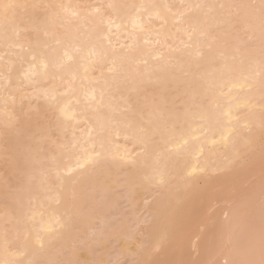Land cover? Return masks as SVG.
I'll return each instance as SVG.
<instances>
[{
    "label": "snow or ice",
    "instance_id": "obj_1",
    "mask_svg": "<svg viewBox=\"0 0 264 264\" xmlns=\"http://www.w3.org/2000/svg\"><path fill=\"white\" fill-rule=\"evenodd\" d=\"M26 7L0 0V133L17 145L22 171L11 190L14 207L4 215L24 225L14 253L21 259L0 264H71L59 259L61 244L85 211L98 218L94 240L104 241L111 230L124 241L116 259L98 264H264V106L259 136L251 124L243 125V133L222 134L221 142H212L222 151L211 168L202 169L204 175L196 169L178 173L172 163L219 123V106L206 105L196 90L203 77L192 72L191 61L183 62L191 55L189 45H176L175 35L183 32L191 40L198 33L210 51L213 45L222 49L216 59L223 73L231 72L237 59L246 62L249 75L259 77L264 103V0L179 5L113 0L85 6L89 16L114 17L109 28L115 23L127 31L131 24V42L120 47L111 40L105 44L99 31H82L76 24L80 5H32L53 9L59 23L40 26L33 20L22 30L18 10ZM241 29L247 36L243 53L233 45ZM79 67L107 68V73L90 81L82 95L73 93L75 101L42 86L75 79ZM175 70L186 77L191 73L185 105L169 108L166 91L144 94L146 84L163 86ZM33 97L43 103L33 107ZM116 125L130 130L140 147L135 156L113 151ZM205 147L201 143V152ZM220 178L227 180L215 183ZM124 200L131 214L108 221ZM221 203L227 209L222 219ZM193 252L203 258H191Z\"/></svg>",
    "mask_w": 264,
    "mask_h": 264
},
{
    "label": "bare ground",
    "instance_id": "obj_2",
    "mask_svg": "<svg viewBox=\"0 0 264 264\" xmlns=\"http://www.w3.org/2000/svg\"><path fill=\"white\" fill-rule=\"evenodd\" d=\"M7 2V0H6ZM13 3L20 5H27L29 7L20 8L18 10V23L21 29L25 27L31 28L32 21L34 20L36 25L42 26L47 23L51 25L55 21L52 15L53 9H45L39 7L33 9L32 5H55V4H71L80 5L81 18L76 21V24L80 26L83 32L91 33L93 31H99V34L106 37L105 44L111 40L116 47H120L121 44L130 43L129 32H131V24H128V29L125 31L123 28L118 30L115 23L109 28V20L114 17L105 16L103 19L99 17L89 16L90 9H87V5H99L113 2V0H11ZM114 2H135V3H175L179 4H196V3H228L231 0H114ZM175 11V9L173 10ZM199 14H194V19ZM120 23V21H116ZM4 21L0 19V31ZM159 27V24L156 25ZM177 27H180L177 25ZM172 33L176 34V27L171 29ZM34 34V33H33ZM95 38V37H94ZM181 41L189 45L188 51L191 52L190 56H185L184 63L189 61L192 63V72H195L198 76L203 78L199 80L196 90L201 99L204 100L206 105L218 107L219 123L215 124L208 132L206 140L193 144L187 154L181 156L178 160H174L173 166L178 173H182L183 170L196 169L197 175H204L202 169L209 167L217 161L219 152L222 149L213 147V141L221 142L222 134H227L230 129H235L239 133L244 132L243 125H253L256 135L259 136V123L262 118L261 109L264 103L261 101V85L258 76H250L249 68L246 62H241L240 59L235 61V67L229 73H223L220 71L221 63L217 62L220 51L222 49L213 45L212 50L208 48V41L199 36L198 33H193L191 40L188 35L180 32L175 35V44L181 45ZM247 36L241 29L239 34L233 37V45L238 46L240 52L246 51L245 42ZM21 42L26 43L27 38L21 36ZM171 44L172 41L169 40ZM143 44V40H141ZM2 41H0V47H2ZM197 50L202 51V57L197 58L195 53ZM179 55V54H177ZM232 63L231 61H229ZM142 67V66H141ZM198 68V71H197ZM107 73V68H84L79 67L75 79L71 77L61 80L59 78L55 80H49L43 83L45 88L58 89V95L68 94L69 98L75 101V96L82 95V89H90V81L98 79L101 72ZM258 71V69H257ZM191 73L186 77L183 72L179 70L173 71L168 77L166 84L157 87L153 84H146L143 92L146 95H152L156 93L159 95L161 91H166L165 97L169 108H180L189 101V95H186L188 89L186 87V80L190 79ZM246 77H248L246 81ZM31 91V90H29ZM75 93V96L72 94ZM119 97H116L113 102H118ZM24 106L27 107L29 101L24 100ZM37 103L42 104L43 100H37L35 97L31 99L33 107ZM21 101L17 97L16 108L19 111ZM75 123V121L71 122ZM83 127V125H81ZM72 129L69 127V136H71ZM79 135V129L76 130ZM199 135V134H198ZM201 143H205L207 147L201 152ZM111 147L113 151L124 153L125 151L135 156L140 151V147L136 144L132 138L130 130L126 129L123 125H116L111 130ZM20 152L17 150V145L10 139H5L3 133H0V261H12L21 259V257L14 255L18 246V235H22L24 231V225L17 223V220L12 217H6L4 215L6 208L11 211L14 207V202L11 197V190L19 185L21 180L22 171L17 166L16 160L20 157ZM125 172L119 173V175H125ZM211 174V173H209ZM258 175V169H257ZM240 179H243L242 177ZM227 178H220L215 183L225 182ZM140 205V209L144 206L143 197L137 198ZM7 201V204H6ZM53 208L56 205L52 206ZM221 211L219 213L220 218H223V212L227 210L223 203H221ZM131 214V205L127 200L121 202L119 208L108 215L106 219L111 221L115 216L123 215L124 213ZM75 227L73 230L66 234L62 241L61 248L62 253L59 259L63 261H69L71 264H98L103 259H116V254L124 247L123 238L116 232L109 231L105 236L104 241H97L92 238L94 229L98 228V218L90 216L87 211L78 215L74 221ZM195 240V237H193ZM190 247V246H189ZM113 252L110 254V252ZM127 257L121 256L120 259L124 260ZM161 259L171 258L169 255H162ZM191 258L200 259L195 252L192 253Z\"/></svg>",
    "mask_w": 264,
    "mask_h": 264
},
{
    "label": "rangeland",
    "instance_id": "obj_3",
    "mask_svg": "<svg viewBox=\"0 0 264 264\" xmlns=\"http://www.w3.org/2000/svg\"><path fill=\"white\" fill-rule=\"evenodd\" d=\"M113 252L111 251L110 254H112Z\"/></svg>",
    "mask_w": 264,
    "mask_h": 264
}]
</instances>
